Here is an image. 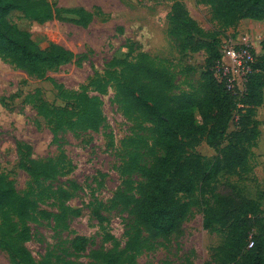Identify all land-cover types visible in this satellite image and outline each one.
Here are the masks:
<instances>
[{"label":"rangeland","instance_id":"obj_1","mask_svg":"<svg viewBox=\"0 0 264 264\" xmlns=\"http://www.w3.org/2000/svg\"><path fill=\"white\" fill-rule=\"evenodd\" d=\"M45 1L53 11L52 17L42 20L32 15L36 11L14 12L11 19L39 45L51 41L86 58L51 67L38 77L0 56V175L11 180L18 194L24 196L31 178L21 166L22 161L60 158L58 179L40 199V209L53 218L22 223L12 210L1 209L0 235L27 226L33 236L21 245L36 262L52 250V264H86L87 252L76 258L65 254L66 241L75 235H83L104 248L114 241L123 247L130 226L133 232L142 231L143 238L149 237L136 220L132 202L143 190L142 174L148 161L160 153L153 145L150 124L128 112L118 100L119 62L138 65L149 60L153 65L166 66L174 75L175 92L199 98L204 92L201 73L208 55L204 50L179 53L170 36L179 18L177 11L194 19L204 31L215 32L221 53L226 46L239 47L248 41L257 55H263L264 20H243L234 28L224 29L215 13L216 0ZM63 90L83 91L98 98L104 117L99 131H65L54 141L51 124L37 108L42 105L51 111L65 106ZM194 113L199 124L197 109ZM255 116L260 121V134L245 168L237 174L221 173L217 182L220 189L223 184H232L239 194L257 203L254 231L264 237V101L256 108ZM233 129L230 122L228 130ZM220 149L203 142L195 152L213 157ZM69 180L78 185L73 198L61 201L51 195L57 188L70 190ZM209 191L196 190L192 196L178 194L180 201L191 202L180 231L167 240H147L136 252L134 264H212L211 251L224 234L218 226L203 228ZM64 209L78 210L79 215L62 219ZM0 264H12L2 249Z\"/></svg>","mask_w":264,"mask_h":264},{"label":"trees","instance_id":"obj_2","mask_svg":"<svg viewBox=\"0 0 264 264\" xmlns=\"http://www.w3.org/2000/svg\"><path fill=\"white\" fill-rule=\"evenodd\" d=\"M216 2L215 13L224 29L236 27L243 19L264 20V0ZM35 11L37 13L32 15L42 20L53 15L45 0H0L2 58L38 77L44 76L51 67L86 58L84 54H75L51 41L39 45L11 19L14 12ZM183 15L184 12L177 11L179 18L170 30L179 53L204 50L208 55L201 73L204 92L199 98L191 93L175 92L174 75L166 66L153 65L149 60L138 65L119 62L122 68L116 84L118 100L128 112L150 124L153 145L160 153L148 161L142 174L143 190L132 202L136 220L149 237L143 238L142 231L133 232L130 226L123 247L114 241L111 247L104 248L83 235H75L66 241L67 257L76 258L87 252L89 261L86 264H134L136 252L147 240H167L180 231L191 202L180 201L177 195L192 196L196 190L205 193L209 189V201L203 209V228L218 226L224 234L221 243L211 251V263L264 264V237L254 231L257 203L239 194L232 184H223L220 189L217 182L221 173L237 174L245 168L250 150L259 137L260 121L255 115L256 108L263 102L264 54L257 55L252 50L254 59L244 91L228 90L225 82L214 76L215 66L222 56L216 33L204 31L194 19ZM62 97L67 100L63 107L51 111L42 105L37 108L51 124L54 141L65 131H99L104 117L97 97L73 90H63ZM195 109L200 116L199 124L195 120ZM230 122L234 124L231 131L228 130ZM203 142L215 150L221 149L213 157L201 155L195 148ZM59 161L60 158L23 160L21 166L31 178L24 196L18 194L11 180L0 175V210H12L22 223H41L53 218L40 209V199L46 188L58 179ZM125 168L131 170L132 166L125 165ZM68 185L70 190L57 188L51 195L61 201L73 198L78 185L72 180ZM78 215V210L64 209L61 218L71 219ZM32 236L27 226L19 231H3L0 249L7 253L12 264H52V250L38 263L21 245Z\"/></svg>","mask_w":264,"mask_h":264},{"label":"built area","instance_id":"obj_3","mask_svg":"<svg viewBox=\"0 0 264 264\" xmlns=\"http://www.w3.org/2000/svg\"><path fill=\"white\" fill-rule=\"evenodd\" d=\"M252 47L249 42H243L239 47L226 46L223 49L221 59L215 66L214 76L218 81H224L228 90L242 92L248 73L253 62Z\"/></svg>","mask_w":264,"mask_h":264},{"label":"crops","instance_id":"obj_4","mask_svg":"<svg viewBox=\"0 0 264 264\" xmlns=\"http://www.w3.org/2000/svg\"><path fill=\"white\" fill-rule=\"evenodd\" d=\"M243 20H251V19H243ZM243 20H241V21H243ZM263 101H264V97H263ZM262 103H263V102H262ZM261 105H262V104H261ZM258 107H259V106H258ZM258 107H257V108H258Z\"/></svg>","mask_w":264,"mask_h":264}]
</instances>
